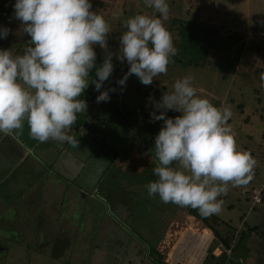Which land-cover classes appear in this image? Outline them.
I'll use <instances>...</instances> for the list:
<instances>
[{"label":"clouds","instance_id":"clouds-1","mask_svg":"<svg viewBox=\"0 0 264 264\" xmlns=\"http://www.w3.org/2000/svg\"><path fill=\"white\" fill-rule=\"evenodd\" d=\"M143 2L154 14L128 17L119 48L113 52L107 45L110 24L92 10L91 0H15L12 18L30 40L19 54L0 48V134L12 135L26 121L29 135L41 143L74 144L69 130L77 114L86 112L87 103L81 98L85 89L94 85L97 103L108 102L109 92L115 91H101L113 73V56L129 65L116 81L121 90L130 75L149 85L166 73L177 51L165 25L169 5L167 0ZM10 31L0 26V39ZM95 46L105 52L100 63ZM93 69L95 78L90 75ZM260 80L264 87V73ZM148 100L155 109L150 120L163 122L152 149L156 179L144 186L148 196L196 209L201 216L217 213L222 203L218 197L229 184L246 183L256 164L248 151L236 145L227 124L230 108L217 107L198 95L191 75L176 79L159 100L152 96ZM169 110L179 115L168 117Z\"/></svg>","mask_w":264,"mask_h":264},{"label":"crops","instance_id":"crops-1","mask_svg":"<svg viewBox=\"0 0 264 264\" xmlns=\"http://www.w3.org/2000/svg\"><path fill=\"white\" fill-rule=\"evenodd\" d=\"M14 1L0 0V26L11 29L0 39L4 44L0 48H12L19 54L30 39L22 41L20 22L12 18ZM95 51L97 57H104L99 46ZM129 114L127 125L133 127ZM109 128L71 127L74 144L41 143L23 128L12 135L0 134V237L2 246L11 247L8 264H21L24 248L37 251L53 264H185L170 260L166 242L172 232L187 231L188 221L199 223L198 219L189 215L187 207L178 205L172 214L166 212L169 203L149 197L139 184L125 197L116 198L113 181L117 176L114 173L116 177L108 180L110 169L116 167L120 175H136L124 181L130 186L141 177L147 154L137 151L134 160L117 155L120 160L109 162ZM138 149L142 150L140 142ZM154 159L150 155L148 162L154 164ZM142 179L140 184L149 181ZM49 231L54 232L50 239ZM215 251L216 256L222 252L219 247Z\"/></svg>","mask_w":264,"mask_h":264},{"label":"rangeland","instance_id":"rangeland-1","mask_svg":"<svg viewBox=\"0 0 264 264\" xmlns=\"http://www.w3.org/2000/svg\"><path fill=\"white\" fill-rule=\"evenodd\" d=\"M167 2L169 18L165 21V25L173 36L176 54L171 57L167 72L157 76L149 85L140 83L135 75L128 77L120 94H122V103L129 111V117L134 123L133 127L112 125L109 128L111 131L109 137L106 139L109 148L107 153L109 162L120 160L117 155L123 158L131 157L134 160L137 151L138 154L145 152L148 159L145 157L147 161L141 171V177L132 180L134 183L130 186L124 181L129 182L136 175L134 177L128 173L120 175L116 167L110 169L108 180L117 176L113 182H115V195L118 199L123 198V195L125 197V194L132 191L130 188H135L138 184L144 187V184H140L142 178L149 181L156 179L152 173L156 160L154 159V164L148 161L150 155L154 157L152 151L154 137L163 122L150 120L149 113L155 109L148 97L152 96L155 100H159L163 92L171 89L176 79L191 75L198 95L206 97L217 107L230 108L232 115L227 124L234 133L236 145L239 149L248 151L256 161L251 171V178L243 184H229L227 191L218 197L222 201L220 210L211 214L229 224L233 233H241L240 236H236L237 244L225 264H264L263 201L262 206L251 209L252 192L254 189H264V117L262 118L264 116V87H261L260 80L261 73H264V45L255 38L257 30H264V0H201L200 2L167 0ZM91 3L94 6L92 10L95 8L94 11L102 14L110 24L111 31L107 39L108 50L112 46H119L118 38L125 30L124 22L128 17L138 13L154 14L152 9H147L143 0H91ZM175 16L188 17L189 20L173 19L172 17ZM197 19L199 21L194 22ZM193 23L197 25L194 26ZM187 27L189 30L186 29ZM235 32L243 41L241 44L244 45L236 50L242 52L236 65L232 62L237 56L235 53L230 55V51L228 52V50L233 51L234 47L223 42V38L231 37ZM21 39L27 42L26 40L30 37L23 34ZM219 58H222V61L219 62ZM163 85L166 88H163ZM87 89L99 94L91 83ZM157 114H159L158 111ZM176 115L179 113L172 110L166 113L168 117ZM27 129L25 121L23 130ZM94 137L91 136L92 139ZM139 142L142 150L138 149ZM145 147L148 148L147 151ZM104 152L105 148L102 149V154ZM175 206L177 207L169 203L166 212L174 211ZM177 216L181 219L182 214ZM198 221L199 223L188 221L187 225L189 229L203 233L205 229L203 223ZM223 228L224 226L216 227L221 233ZM249 228L253 231H249ZM185 231L182 229L180 234L172 232L166 242L168 253L171 251L169 254L182 246L180 245L183 243L181 238L187 233ZM212 237L214 238L213 234ZM219 245V243L213 245L209 253ZM176 246L178 248L174 250ZM207 253L208 250L206 256ZM22 264L34 263L24 261ZM38 264H48V262Z\"/></svg>","mask_w":264,"mask_h":264},{"label":"trees","instance_id":"trees-1","mask_svg":"<svg viewBox=\"0 0 264 264\" xmlns=\"http://www.w3.org/2000/svg\"><path fill=\"white\" fill-rule=\"evenodd\" d=\"M192 1L200 2L201 0H190V2ZM14 2L11 4V8H13L12 5L14 4ZM223 42L224 44H228V46L232 45L234 47L233 51L228 50V52L230 51V55L232 53L233 54L235 53V55L237 56L236 60L232 62L233 64L236 65L239 60V56L242 53L236 50L239 47H244V45L241 44V42L243 41L241 40L239 35L236 34L235 32L231 35V37L223 38ZM261 43L264 45V42L261 41ZM1 46H4V44H0V47ZM118 48L119 46H115V47L112 46L110 50L115 52ZM224 57L225 55L222 56L223 59ZM222 58H219L218 61L219 62L222 61ZM102 60H103V57H100V56L97 57V63L102 62ZM113 63H114L113 73L108 78V80L104 82L103 87L105 89L115 88V91L109 92L110 99L108 102L97 103L96 96L98 94L90 91L89 89H85L83 96L81 98L85 99L87 105L88 103L89 105L86 109V112H81L77 114V119L75 123L71 126L75 130L79 128H83V127H88V126L94 127V126L101 125L105 127H111L112 125H127L128 124V119H127L128 112L125 109V105L121 103L122 100L121 102L118 101V98L122 97V94H120V92L122 91L121 86H119L116 83V81L119 78H121L124 75V73L127 72L129 65L126 62L122 63L120 61H117L115 56H113ZM94 71L95 69H93L90 72V75H93V78H95ZM130 76H133V75H130ZM94 109L98 110L97 114L94 113V111L92 113V110ZM263 117L264 116H262V118ZM263 192H264V189L261 192L262 201H263ZM188 213L190 216H193L194 218L200 220L203 223L204 228L210 230L212 234L214 235V238L208 248L207 256L202 264H225L228 261V256H230L233 253L232 251L234 250L235 245L237 244L236 236L237 235L240 236L241 233L239 234L233 233V231H231L230 229L229 224L221 221L218 217L214 215L201 216L198 213V211L193 208H188ZM217 226H220V227L224 226L222 233L216 229ZM249 231L252 232L253 231L252 228H249ZM218 243L220 244L219 248L222 251L221 254L218 256L214 255V252L218 247H214L209 253V250L211 249V247ZM228 251H230V253H228Z\"/></svg>","mask_w":264,"mask_h":264},{"label":"bare ground","instance_id":"bare-ground-1","mask_svg":"<svg viewBox=\"0 0 264 264\" xmlns=\"http://www.w3.org/2000/svg\"><path fill=\"white\" fill-rule=\"evenodd\" d=\"M181 239L183 243L179 244L182 246L178 250H176L178 246L174 248L176 251L169 254L170 260L173 262L180 260L185 264H202L212 239L210 232L204 229L203 233H198L191 228Z\"/></svg>","mask_w":264,"mask_h":264},{"label":"flooded vegetation","instance_id":"flooded-vegetation-1","mask_svg":"<svg viewBox=\"0 0 264 264\" xmlns=\"http://www.w3.org/2000/svg\"><path fill=\"white\" fill-rule=\"evenodd\" d=\"M54 234V232H50L49 231V239L50 237ZM0 264H8V262L10 261V251H11V247H9L8 245H3L2 246V238L0 237ZM24 256V257H23ZM22 263L24 261H28V262H32L34 264H38V263H42L46 260H44L43 256H40L39 253H37V251H33V250H28V248H24V252L22 255ZM48 264H53V262H51L50 260H47ZM21 263V264H22Z\"/></svg>","mask_w":264,"mask_h":264},{"label":"built area","instance_id":"built-area-1","mask_svg":"<svg viewBox=\"0 0 264 264\" xmlns=\"http://www.w3.org/2000/svg\"><path fill=\"white\" fill-rule=\"evenodd\" d=\"M147 9H150L147 7ZM153 10V9H152ZM154 12V10H153ZM157 14V13H155ZM255 38L259 39L260 41L264 42V30L263 29H260V30H257V32L255 33ZM122 98H118V101L121 102ZM261 192H262V188L260 190H254L252 192V196H251V208H254L256 206H260L262 205V196H261ZM213 239L210 240V243L208 245V248L211 244ZM207 248V250H208ZM228 253H230V251H228Z\"/></svg>","mask_w":264,"mask_h":264}]
</instances>
